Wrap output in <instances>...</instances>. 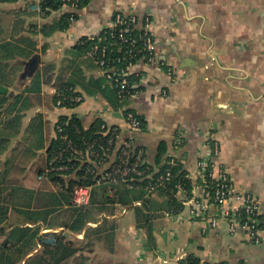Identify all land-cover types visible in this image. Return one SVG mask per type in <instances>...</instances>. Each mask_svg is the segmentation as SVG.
<instances>
[{
    "label": "crops",
    "instance_id": "1",
    "mask_svg": "<svg viewBox=\"0 0 264 264\" xmlns=\"http://www.w3.org/2000/svg\"><path fill=\"white\" fill-rule=\"evenodd\" d=\"M5 5L17 11L26 0ZM75 12L72 29L40 38L37 47L43 42L48 46L43 58L38 54V65L52 63L53 72L58 71L56 65L61 67L58 73H50V83L41 85L40 102L31 97L34 102L19 115L16 137L0 154V161H9L12 175L26 187L57 193V185L37 174L46 168L45 147L55 136L56 120L61 115H75L84 128L102 120L119 128L122 139L132 136L133 145L155 170L166 158L181 163L185 173H190L193 187L189 198L177 191L182 208L176 213L167 210L165 196L149 197L144 212L150 218V238L146 228L136 224L134 208L115 204L99 213L95 221L74 234L76 245L92 244L85 252L88 262L176 264L194 253L201 260L225 264H264V226L260 242L253 243L241 227L230 231L213 205L204 209L203 217L190 215V201L200 200L203 192L195 177L197 162L209 155L210 141L218 147L212 156L217 169L225 172L238 193L257 199L264 214V0H87ZM116 13L134 14L139 23L146 15L151 18L156 60L173 73L168 76L156 63L137 61L129 70L136 79L134 91L123 98V104L116 101L113 86L94 61L75 48L80 37L107 29ZM30 20L42 23L49 18L34 16L27 22ZM55 76L82 95L80 104L65 108L52 103L58 89ZM27 81L26 85L32 83V79ZM17 89L14 91L21 93ZM127 109L144 120L143 128L129 130L123 117ZM36 114L43 121L44 148L25 154L31 145L23 143L24 131ZM178 138L182 140L178 142ZM70 202L75 206L72 197ZM142 204L137 200L132 205ZM237 205L235 201L227 207ZM129 210L132 219L127 217ZM213 219L216 226L211 227ZM90 227L100 228L96 230L101 231L100 238L95 233L85 238Z\"/></svg>",
    "mask_w": 264,
    "mask_h": 264
},
{
    "label": "trees",
    "instance_id": "2",
    "mask_svg": "<svg viewBox=\"0 0 264 264\" xmlns=\"http://www.w3.org/2000/svg\"><path fill=\"white\" fill-rule=\"evenodd\" d=\"M16 1L18 0H0V4H11ZM65 2V0H41L39 2V12L30 10L36 0H26V5L22 7L23 9L21 8L15 12L12 8L2 7L7 11L3 13L5 15L0 16V84L11 87L16 80V75L22 68L24 72L33 71L28 68L26 63L33 55L44 53L48 46L47 42H43L38 48L37 44L40 38H49L54 33L62 32L69 28L68 18L72 15L77 17L76 12L67 10L59 16L55 15L56 11L61 9ZM34 16L43 20L49 18V20L42 23H37L33 20L27 22V19L34 18ZM136 25L139 26L141 23L137 21ZM96 40L97 38L89 40L82 37L75 44V48L85 53L90 44L95 43ZM123 51V48H114V53L110 57H121ZM44 66L42 70L39 69L35 72L34 75L37 74L36 80L22 89L25 90L24 93H16L14 96H9V93L0 94V112L1 110H7V107H4V103L11 99L15 101L21 98L18 102L21 103L22 110H26L29 107L33 101L31 97H34L35 101L40 102V73L44 78L43 83H50L52 79L51 74H49L51 64L44 63ZM123 67H126V65L123 64ZM124 70L127 72L125 77L132 87L136 79L130 72L128 74L129 70ZM114 75L120 74L114 73ZM56 79L57 93L71 86L68 82L62 80L61 77ZM130 90L132 91L133 88H130ZM58 98L57 94H54L51 98L55 106ZM118 100L116 96V101ZM123 103H125L124 100L119 102V104ZM12 105L13 107L9 112H12L15 108V103ZM77 105L69 107L67 102H63L61 106L56 107L73 108ZM125 111L132 110L127 109ZM21 114L22 111L14 116L9 115L6 119L0 116V154L6 150L16 137L20 125L19 115ZM136 116L140 119V128H143L145 126L144 120L140 116ZM103 124L105 123L98 119L88 128H84L80 119L75 115H61L58 117L54 126L55 136L50 140L49 145L45 147L47 154L46 168L37 171L38 175L43 176L60 188L57 193L46 190L43 187L39 189L26 187L12 175L10 171L12 165L11 167L9 166V161L5 160L3 163L0 161V264H61L67 261H73L75 264H87L85 252L89 250L92 244L75 245V237L71 238V236L82 231L88 222L95 221L97 215L102 211H108L115 204L134 208L136 224L146 228L147 237L150 238V218L144 212L149 197L153 194L165 196L166 208L169 212L176 213L181 210V203L176 197V187L180 185L185 198H189L193 183L190 179L185 178L184 166L178 161L174 165H170L168 164L169 158L164 159L165 161L160 160V164L155 170L144 161L142 156L139 168L144 173L129 176L127 183L131 184L132 187H127L125 183L120 182H103L102 173L105 170L106 163L116 159L121 147L120 143L125 140L121 138L119 128L113 131L115 126L105 124V129L102 130L100 128ZM109 138H112L111 144L108 143ZM22 141L31 145L25 150V154H29V151L34 153L36 149L44 148L41 116L36 114L31 118L29 125L24 131ZM68 142L82 149L93 145L94 149L103 154L105 160L102 164L79 160L77 155L70 153L71 151L68 149L66 150ZM105 149H107L106 152L104 151ZM138 150L139 148L132 143L131 152L133 157ZM59 152L62 153V157L56 161L54 166L66 165L69 168L68 171L50 170L48 162L53 154ZM87 167L92 172H86ZM46 169H49V171ZM166 169L170 171L171 179L165 182L163 186L156 187L153 193H148L146 190L148 183L159 175H163ZM44 182H42V186L46 185ZM75 185L90 187V200L86 206L75 207L70 202L71 192ZM137 200H141L143 206H133V202ZM60 208H64L62 213H65L62 223L56 222L59 218V213H55ZM10 218L17 219L11 221ZM105 222L107 221L105 220ZM58 227L61 230L41 232L42 229H56ZM96 230H100V228L90 227L86 229L84 232L85 238H88L93 233L98 235L97 239L100 238L101 231ZM65 232L68 235H65ZM176 264L225 263L221 260H201L194 253H189L184 260Z\"/></svg>",
    "mask_w": 264,
    "mask_h": 264
},
{
    "label": "built area",
    "instance_id": "3",
    "mask_svg": "<svg viewBox=\"0 0 264 264\" xmlns=\"http://www.w3.org/2000/svg\"><path fill=\"white\" fill-rule=\"evenodd\" d=\"M30 7L32 11H40L39 2ZM63 7L56 11L57 15L64 13L62 10L66 7L69 11L75 12L86 0H65ZM77 17L73 15L68 18L69 28L72 29ZM138 19L134 14L123 15L116 13L110 26L97 35L82 36L89 40L97 38L95 43L90 44L85 52L97 65L101 73L107 81L113 86L117 98L123 100L127 95H130L134 90L131 87L128 79L125 77L127 71L135 65L138 59L147 64L156 63L162 67L165 73L170 76L172 70L163 62H157L155 55V37L152 30V20L149 16H145L141 25H136ZM67 29V30H68ZM137 29V31H136ZM80 37V38H82ZM79 38V39H80ZM76 41V44L79 42ZM114 48H123L121 57H110L114 53ZM135 61V62H133ZM123 64L126 67H123ZM130 71H128L129 74ZM114 73L120 75L115 76ZM58 100L56 106H61L63 102H67L69 107L80 104L83 100L74 88L69 87L64 91L56 92ZM68 108V107H65ZM124 120L131 132L140 129L141 122L136 114L132 111H124ZM102 130L105 129V124L101 125ZM117 127L113 128L116 131ZM107 131V130H106ZM59 132V130H58ZM105 132V131H104ZM103 132V133H104ZM63 138V136H62ZM182 140V139H181ZM178 138V142L181 141ZM108 143H112V138L108 139ZM133 139L132 136L121 142L118 156L114 161L106 163L105 170L102 173L103 182L106 183H125L127 187H132L127 183L129 176L141 175L144 173L139 168L140 161H142L143 151L139 149L133 157L131 152ZM209 155L201 156L197 162V171L195 177L201 182L202 196L200 200L190 201V215L192 218H200L205 215L204 209L209 205L216 207L219 219H222L229 225V230L232 231L235 226H239L246 230L249 235V240L253 243H259L261 240V227L264 226V214L261 212L257 199L250 195H243L238 193L234 187L227 180L226 174L222 169H217L213 162L212 156L218 152V147L215 142L209 143ZM71 151L78 156L79 160H87L102 164L105 160L103 154L93 148V145L88 146L86 149L73 146L70 142L66 145V150ZM105 152L107 149L104 150ZM62 153L53 154L48 162L50 170L68 171L66 165L60 164L54 166L57 160H60ZM175 159L170 158L168 164L174 165ZM49 171V169H46ZM86 172H92L87 167ZM216 172V173H215ZM185 178L190 179V173H185ZM171 179V173L166 169L163 175H159L153 181H150L146 186L148 193H152L156 187L163 186L165 182ZM177 191H183L180 185H177ZM72 202L75 206L83 207L89 203L90 200V187L84 185H75L71 192ZM237 202L235 208H228L227 205L232 202ZM124 211V210H122ZM211 227L216 226V220H210Z\"/></svg>",
    "mask_w": 264,
    "mask_h": 264
},
{
    "label": "rangeland",
    "instance_id": "4",
    "mask_svg": "<svg viewBox=\"0 0 264 264\" xmlns=\"http://www.w3.org/2000/svg\"><path fill=\"white\" fill-rule=\"evenodd\" d=\"M2 7H4V8H10L11 6H8V5H5V6H3V4H0V16H3V15H5V14H3V13H5L7 10L6 9H4V8H2ZM13 11H15V10H13ZM32 18V17H31ZM40 47V46H39ZM38 47V48H39ZM40 56H42V58L44 57V53H42V54H40ZM27 61V60H26ZM40 62V61H39ZM54 63H56V62H54ZM58 64H59V62H57ZM39 64V63H38ZM51 65H52V63H50ZM43 67H45L44 66V61H42V63H41V65H38L37 66V68H40L41 70L43 69ZM60 67L61 66H57L56 65V70H60ZM37 68L36 69H34L33 71H31V72H24V70H23V68L21 69V71L18 73V75H16V80H15V82H14V84L13 85H11V87H8L9 88V91H11L12 93H10V92H8V93H10L12 96L17 92V91H14L15 90V87H18V91H20L21 93H24L25 92V90H22V89H24L23 87H25L26 86V84L25 83H29V81H27L28 79H32V82L34 81V80H36V75H34L35 74V72L37 71ZM58 71L56 72H53V71H50L49 70V72L51 73H58ZM49 73V74H50ZM22 74V75H21ZM43 74V73H42ZM60 74V73H59ZM52 75V74H51ZM55 75V74H54ZM39 78H40V80H39V83L41 82V85L43 84V76L41 75V73H40V76H39ZM57 77L55 76V79H54V82L56 83V81H57V79H56ZM50 82H51V80H50ZM17 85V86H16ZM28 85H30V84H28ZM29 87H31V86H29ZM45 88L47 89V86H45ZM22 90V91H21ZM14 91V92H13ZM21 99V98H20ZM20 99H18V100H15V101H17V102H15L14 101V99H11V100H8V101H6L5 103H4V107H7V110H1V112H0V116H1V118H3V119H6L9 115H11V116H14V115H16L18 112H20V111H23L22 110V106H21V103L20 102H18V101H20ZM32 102H34V101H32ZM13 103H15V108L13 109V111L12 112H9V110L13 107ZM63 210H64V208H60V210L58 211V212H56L55 214H57V213H59V218H58V220L56 221V222H61L63 219H64V217H65V213H62L63 212ZM132 214H133V212L131 211V210H129L128 211V214H127V217L128 218H131L132 219ZM15 219H17V218H10V220L11 221H13V220H15ZM19 220H20V218H19ZM62 223V222H61ZM59 230H61V228L60 229H58V231ZM71 238H74V236L72 235L71 236ZM75 245H76V243H75ZM87 252V251H86ZM87 255V254H86ZM92 255V254H91ZM92 257V256H91ZM103 262L101 261V262H99V264H102ZM22 264V263H21ZM61 264H75L73 261H67V262H65V263H61ZM87 264H96V262H87Z\"/></svg>",
    "mask_w": 264,
    "mask_h": 264
},
{
    "label": "water",
    "instance_id": "5",
    "mask_svg": "<svg viewBox=\"0 0 264 264\" xmlns=\"http://www.w3.org/2000/svg\"><path fill=\"white\" fill-rule=\"evenodd\" d=\"M39 61H40V56L38 54H35L32 56V58L29 59L26 65L28 66V68H31V70H34L37 68ZM8 92H9V88L0 84V94H7ZM10 93L12 92L10 91Z\"/></svg>",
    "mask_w": 264,
    "mask_h": 264
}]
</instances>
